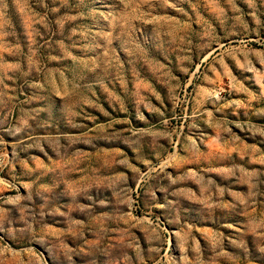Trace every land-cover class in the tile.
<instances>
[{"label": "rangeland", "instance_id": "rangeland-1", "mask_svg": "<svg viewBox=\"0 0 264 264\" xmlns=\"http://www.w3.org/2000/svg\"><path fill=\"white\" fill-rule=\"evenodd\" d=\"M0 264H264V0H0Z\"/></svg>", "mask_w": 264, "mask_h": 264}]
</instances>
